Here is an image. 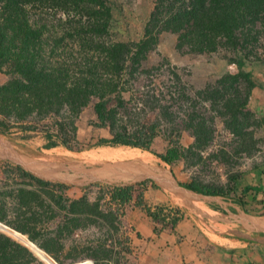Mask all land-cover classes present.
Instances as JSON below:
<instances>
[{
    "label": "trees",
    "instance_id": "obj_1",
    "mask_svg": "<svg viewBox=\"0 0 264 264\" xmlns=\"http://www.w3.org/2000/svg\"><path fill=\"white\" fill-rule=\"evenodd\" d=\"M109 2L110 0H0V72L8 77V81L0 86V115L15 120L18 122L16 126L28 132L36 131L33 122L53 117L57 130L43 129L46 140L44 154L59 146L73 151L69 142H78L76 120L92 100H95L93 109L99 121L95 126L106 128L109 125L111 137L100 139L88 149L105 147L111 153L122 152L124 155L149 158L154 155L169 166L180 160L186 161L189 157L200 159L194 150L203 151L211 144L215 133L214 120L219 118L224 127L239 140L237 150L247 151L252 145V134L247 131L249 124L246 121L253 118L247 105L254 87L250 73L244 70V58L247 55L239 59H228L227 62L234 64L238 72L225 73L215 82L196 90L194 94L197 100L187 95L180 75L166 59L158 67L150 69L164 72L163 63L168 68L172 67L167 72L172 83L177 86V97L192 109L183 122V130L188 131L193 138V143L186 148L180 145L179 140L167 139L168 146L164 154L153 152L151 146L156 137L157 124L130 133L111 121L112 110L109 105L114 100L116 107H123L122 94L127 92L130 81L139 73H150V70L142 69V62L149 52L156 49L161 33L168 32L177 36L178 51L187 48L189 52L204 54L215 52L219 46L235 48L241 44L244 48L257 38L258 32L254 31V26L264 15V0H155L144 27L143 38L137 43L113 42L110 39ZM151 98L148 108L152 110V104L158 100L154 101L153 96ZM199 104L202 111L196 109ZM159 108V115L166 122H174L170 106ZM9 128L5 120H0V133ZM80 151L82 150H77ZM17 171L38 187H53L50 182L19 166ZM257 171V175L262 174L261 170ZM236 180L237 177H232V188L230 186L228 191L232 192L239 187ZM150 181L140 182L137 187H144ZM151 183L156 187L153 181ZM56 186L58 189L65 187L63 184ZM134 187H112L110 202H118L119 206H124L130 201ZM180 187L197 195L221 197L224 202L228 200L223 187L201 185L195 181L180 183ZM241 188V195L232 200L231 204L248 213L245 208L246 200H255V195L250 194L248 197L251 188L243 185ZM260 191L257 190V194L264 195ZM53 192L52 202L56 208L79 220L60 227L58 234L80 227V222L87 219L91 224L101 222L106 225L108 232H119V221L114 210L111 207L108 211L101 209L102 197L90 202L83 195L64 203L62 195ZM141 195L140 192L137 204L152 222L162 226L169 224L174 228L181 220V215L168 219V215L163 214L166 207H147ZM16 197L17 206L12 209L13 223L9 221L7 224L4 203H0V222L27 235L40 250L62 264L58 257L63 250L60 241L38 232L35 227L37 216L31 211L32 193L21 189ZM207 206L214 211L221 210L217 203ZM175 211L178 213V208ZM0 228L11 232L1 223ZM160 231L158 227H154L155 234ZM11 233L27 243L44 261L55 264L25 237L16 232ZM259 235L264 236L263 233ZM110 238L113 239L112 234ZM87 250L86 255L93 260V264L119 263L117 258L121 252L114 248L100 244ZM88 263L85 261L76 264ZM0 264H38V261L25 246L0 233Z\"/></svg>",
    "mask_w": 264,
    "mask_h": 264
},
{
    "label": "rangeland",
    "instance_id": "obj_2",
    "mask_svg": "<svg viewBox=\"0 0 264 264\" xmlns=\"http://www.w3.org/2000/svg\"><path fill=\"white\" fill-rule=\"evenodd\" d=\"M154 3L155 0H110V39L113 42L121 43L139 42L143 38L144 27ZM254 31L258 32L257 38L252 44L246 45L244 48H242L241 44L235 48L219 46L215 52L204 54L189 52L187 48H184L183 51H178L176 49L177 36L172 33L163 32L159 35L156 49L149 52L146 59L142 62V69L150 70L158 67L162 63V60L166 59L171 66L175 67L180 75L182 83L186 87L187 95L197 100L194 94L196 90L203 89L208 84L215 82L225 73L236 74L238 72L234 64L227 62L228 59H239L247 55L244 58V70L250 73L254 83L247 105V109L253 116V118H248L246 121L249 124L247 131L252 134V145L247 151L240 152L237 150L239 140L224 127L219 118L214 120L215 133L211 144L203 151L194 150V153H198L200 159L189 157L186 161L180 160L179 163H174L169 166L152 154L153 158L142 156L128 157L122 152H107V148L105 147L88 149L87 147L92 146L102 139L100 135L103 131L111 137L109 125L101 129L95 126L99 124V121L93 109L95 100H92L82 110L76 120L78 142H69V146L73 151L70 152L66 148L59 146L55 147L53 151L48 149L50 151L44 154L42 150H44L43 146L46 144V140L44 139L43 129H49L51 131L57 130L53 123V117L41 122H33L36 131L28 132L16 126L18 122L15 120L6 119L0 115V120H5L10 127L8 131H2L0 133L2 143L10 142L16 148V152L25 158L45 157L51 160L49 162L50 164H54L53 159H59L63 163H66V165H63L65 170L67 169L66 167L70 166L79 170H54L52 165L44 166L54 176L58 177L61 175L63 179L67 180L61 181L58 179L39 177L28 169L23 168L22 165L15 164L10 160H0V203L5 204L7 224L9 221L13 223L12 209L17 206L16 196L19 190H28L32 193L31 198L33 202L31 205L33 208L31 211L37 216L35 227L38 232L57 238L60 241L63 250L58 254V257L62 261V264H76L85 261H88V264H93V260L86 255V252H88L87 249L100 244L114 248L115 251H120L121 255L117 258L119 261L118 264H127L126 262L128 260H126V255L130 249V239L120 228L121 224L119 219L124 206H119L118 202L115 204L110 202L112 187L115 185L121 186L125 183H90L84 175L85 168L104 165L106 167H112L117 165L119 161L127 158L137 159L140 163L143 162L141 161L142 159H146V161L153 162L150 167L154 171L158 170L161 171L160 173H163V171L172 172L174 169L179 181L184 184L195 181L201 185L223 187L227 192L226 194L231 192L228 189L230 186L232 188V177H237L236 182L239 187L236 190H232V193L229 194L232 196L240 193L242 185L249 182L248 179L257 170H261L262 176L264 177V15L261 16V19L254 26ZM162 66V71L164 72L150 70L149 74L139 73L133 81H130V84L127 86V92L122 94L124 99L123 107H116L114 100L109 105L112 110L111 121L115 125L125 128L130 133L135 130H144L152 124H157L155 130L156 137L154 139L156 142L154 143L153 140V146H151V150L155 153L160 151L164 152L168 146L167 139L171 141L179 140L180 145L185 148L193 143L191 134L183 130V122L186 121L187 114L191 113L192 109L188 103H185L177 97V86L172 83L167 72L172 67L168 68L164 66V63ZM7 81L8 77L3 72H0V86ZM151 96H153L154 101L158 100L152 104V110L148 108V104L152 100ZM159 106H170L169 111L174 114V122L168 123L159 115ZM196 109L202 111L201 104ZM9 132L14 133V135H7ZM6 146L9 147L7 144ZM77 150L82 151L77 152ZM13 154L15 153L13 152ZM86 164H92L93 166ZM29 165L32 166L31 164ZM17 166L44 181L50 182L54 188L38 187L27 178L20 176L17 171ZM171 175L172 178H175L173 173ZM138 183L140 182H136V184ZM57 184H63L65 187L58 189ZM126 185L135 184L128 183ZM141 189L142 187H135L136 192H141ZM53 191H56L58 195H62L65 199L64 203L77 199L75 197H80L81 195H85L91 202H95L99 197H102L100 200L101 209L108 211L109 207H111L114 210L119 221V232L116 234L108 232L106 225L101 222H98L96 225L91 224L87 219L80 222V227L74 230H65L62 234H58L60 227L67 226L70 222L79 220H77L78 218L76 216L56 208L52 202ZM255 198H258L263 204V209L255 208L254 205L253 207L247 206L246 208L250 212L249 215H256L255 217H258L260 219L259 221L264 225V195L257 194ZM250 199L251 203L254 199ZM185 200L189 201L190 199L183 197V200H174L178 203V212L181 211L179 212L181 219L186 217L198 222L199 218H203L204 221L206 220L209 223L206 225L207 229H204L208 234L215 231L216 233H220V235L239 236L251 242H259L264 245V236L259 235V233H263L260 231L261 229L264 230V227L252 226L250 221L252 218H248V220L243 219L242 209L238 206L232 204L230 207L226 206L224 210V215L226 216H222L221 212L213 211L211 208V211H209V207L197 198L192 200L194 208L189 207ZM226 202L229 203L228 200ZM222 205L224 204L221 203ZM0 223L5 225L11 232H16L30 241L27 235L18 232L6 225V223L4 224V222ZM28 228L31 227L28 226ZM11 232L0 228V233L29 249L36 257L38 264H49L48 261H44L32 251L27 243L18 239ZM110 234L113 235V239L110 238ZM208 237L211 236L208 235ZM32 244L35 245L34 243ZM44 254L55 264H58L50 255ZM105 263L115 264L114 262Z\"/></svg>",
    "mask_w": 264,
    "mask_h": 264
},
{
    "label": "crops",
    "instance_id": "obj_3",
    "mask_svg": "<svg viewBox=\"0 0 264 264\" xmlns=\"http://www.w3.org/2000/svg\"><path fill=\"white\" fill-rule=\"evenodd\" d=\"M103 132L101 133L100 137L102 139H109V134ZM7 135L13 136L14 133L9 132V134ZM155 142L156 140H154V143ZM3 143L7 144L11 148L10 149L9 147H6L9 152H11L12 154L14 152L16 154H14L16 158L30 160L16 152V148L10 142V144L8 142ZM45 150L46 149L42 151ZM164 152L160 151L158 152V154H163ZM127 156L132 157L133 155ZM38 158L39 157L32 159L35 160ZM179 162L180 161H177L176 163ZM119 166L124 167L125 165ZM111 168H114L111 169L112 171L116 170L117 165L112 166ZM102 169L104 170V167L99 166L85 168V171L90 173L92 170L101 171ZM106 170L107 172H109V169L105 168L104 171ZM158 172L159 173L157 174L160 175V177H165L166 182L173 173L175 175V178L173 179L176 181V183L179 186L180 183L184 184L179 181V178L176 176V171L174 169L172 172ZM256 173H253L251 175L250 179H248L249 182L243 184L244 187H250L253 191L249 192L248 197L250 196V194L256 196L257 190H261L260 192H264V177L262 176V174L257 175ZM147 176L153 175L150 174ZM138 179L141 180H136L129 184H135L134 186L137 187L136 182H142L143 180H145L141 176H139ZM146 180H151L156 185V187H153L150 181L141 189V197L143 203L147 207L154 208L156 206H163L167 208H178V203H176L172 199V195L170 193L171 191L166 187V183H162L161 179L157 177H154V179L150 178ZM93 181L112 184L107 182L106 180L101 179H94ZM125 184L121 186H125ZM179 191L180 192L178 194V197L181 200H183V197L190 199L189 201H185L188 203L189 207L194 208L192 200L197 197L192 195L190 196L188 193L181 191V189H179ZM139 193L140 192H136L135 190L132 192L130 201L124 204L122 215L119 217L121 224L120 228L130 239V249L126 255V260H128L126 262L127 264H264V245L259 242H251L250 240L244 239L239 236L220 235V233H216L215 231H212L210 234H208L204 229H207L206 225L209 223L206 220L204 221L203 218H199V221L195 222L194 220L185 217L181 219L174 228H171L169 224H166V226H162L152 222L144 209L137 204ZM231 193L232 192H230L229 194ZM229 194H226L229 203L224 202V200L222 199L221 202L224 204L222 206L221 203L218 202L207 201L198 198L197 199L205 205L217 203L218 207H220L221 209L217 210V212H221L222 216H226L222 211L225 210L226 206L230 207L231 201L241 195V193L233 196ZM80 197H82V195ZM80 197L76 196L75 198L78 199ZM250 201L251 199L247 198L246 203L248 205L246 204V206L253 207L254 205L255 208H259L260 210L263 209V204L258 200V198H255V200H253L251 203ZM257 202L260 204H258ZM208 210L211 211L210 208ZM242 212L244 211L242 210ZM249 213L250 212L246 214L248 215V218H252L250 220L252 226L259 228L264 227L263 223L259 221L260 219H258V217H255L256 215H249ZM154 227H158L161 230L159 234L154 233ZM208 235H210L211 237H208Z\"/></svg>",
    "mask_w": 264,
    "mask_h": 264
},
{
    "label": "bare ground",
    "instance_id": "obj_4",
    "mask_svg": "<svg viewBox=\"0 0 264 264\" xmlns=\"http://www.w3.org/2000/svg\"><path fill=\"white\" fill-rule=\"evenodd\" d=\"M5 146H6V144H5ZM46 160H48V159H46ZM141 161H143V162L140 163L137 159L127 158L125 160L119 161L118 164H117L116 170H113V171L111 169H114V168L106 167V165H104L102 167H105V168L109 169L108 170L109 172H107V170L104 171L105 168H104V170L102 169L101 171L92 170L90 172V178L91 179L106 180L107 182L112 183V184H116V183H120V182L121 183L122 182L123 183H132L133 181H136V180L140 181L142 178L138 179L139 176L146 177L147 175H150L152 173H153L152 177L156 178L158 176L157 173H159V172L157 170L154 171V169H152L150 167V166H152L153 162L146 161V159H142ZM86 165L93 166L92 164H86ZM119 165H125V166L123 167V166H119ZM114 166H116V165H114ZM43 168L44 167H39L38 168V167L30 166V165H29V167H27V169L30 172L34 173L35 175H37L39 177H46V178H51V179H54V180L58 179V180H61V181H67V180L63 179L61 175H60L61 177L60 176L56 177L52 173L47 171L46 170L47 168L46 169L45 168L43 169ZM147 171H149L151 173H149ZM85 173H86V171H85ZM154 173L156 175H154ZM63 177H65V176H63ZM157 178H159V177H157ZM179 199L180 198H178V200Z\"/></svg>",
    "mask_w": 264,
    "mask_h": 264
},
{
    "label": "water",
    "instance_id": "obj_5",
    "mask_svg": "<svg viewBox=\"0 0 264 264\" xmlns=\"http://www.w3.org/2000/svg\"><path fill=\"white\" fill-rule=\"evenodd\" d=\"M0 160L1 161L10 160V161L14 162L15 164L22 165L23 168H25V169H27V167H29L28 164H31L32 166H35V167H44V166L52 165L54 170H58V169L65 170V168H63V165H66L65 162L63 163L59 159H57V160L53 159L52 161L54 164H50L49 162L51 160H46L45 157H40V158L35 159V160H33V159L26 160V159H22V158H16V156L14 154L7 151L5 144L2 143L1 139H0ZM66 168L67 169L65 171H74V170L79 171L78 169L76 170L75 167H72V166L66 167ZM147 172H149V171H147ZM149 173H151V172H149ZM84 175H85L86 179L89 180L90 183L94 180V179L90 178V173L86 172V173H84ZM154 175H156V174L154 173ZM157 177H159L161 179L162 183H164V184L166 183V187L171 191L170 193H171L173 199L176 201L178 200V194L180 192L179 189H181V191L188 193L190 196L191 195L196 196L198 199H204L207 201L222 203L220 197L201 196V195L194 194L191 191H188V190L181 188L172 177H170L167 180V182L165 181V177L164 178L160 177V175H158ZM143 178L145 179L146 177H143ZM150 178L154 179V177H152V176H147L146 179H150ZM242 218L245 220H248V215L243 212ZM260 232L264 233V230L261 229Z\"/></svg>",
    "mask_w": 264,
    "mask_h": 264
},
{
    "label": "built area",
    "instance_id": "obj_6",
    "mask_svg": "<svg viewBox=\"0 0 264 264\" xmlns=\"http://www.w3.org/2000/svg\"><path fill=\"white\" fill-rule=\"evenodd\" d=\"M176 208H165L164 210H163V214L164 215H168V219H169V217H172V216H179L180 215V213L179 212H181V211H179L178 213H176Z\"/></svg>",
    "mask_w": 264,
    "mask_h": 264
}]
</instances>
